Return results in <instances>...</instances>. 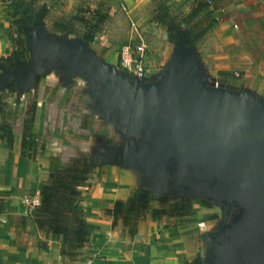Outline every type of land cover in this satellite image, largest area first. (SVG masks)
Here are the masks:
<instances>
[{"label": "rangeland", "instance_id": "374dc122", "mask_svg": "<svg viewBox=\"0 0 264 264\" xmlns=\"http://www.w3.org/2000/svg\"><path fill=\"white\" fill-rule=\"evenodd\" d=\"M72 24L69 32L45 36V39L33 34L29 63L19 70L32 68L39 61L71 55L93 67L113 70L127 80V85L111 78H93L70 64L47 65L33 79L15 81L16 90L23 95L15 96L16 90L10 94L8 83L0 87V109L15 113L14 130L16 119L21 114L24 117L26 106L35 95L39 106L44 104L42 137L45 141L49 130L62 139L61 154L67 158L63 162L71 157L93 160L94 171L100 176L108 165L146 163L156 181L167 183V186L161 185L167 195H175L170 191L172 188L183 190L182 200L201 207L193 211L194 218L183 217V222L193 221L198 241L195 255H200L203 264H251L248 248L260 246L264 241V190L252 189V172L263 168L264 162L245 158L244 152L250 145L230 128L226 129V137L216 150L189 152L169 145V139L162 144L159 132L166 121L157 110L147 109L146 103L135 105L124 93L126 87L140 88L152 82L151 76L166 68L167 60L174 54L180 55V49L167 42L163 29L149 20L139 26L132 24L127 8L121 3L117 10L110 11V17L99 27L92 42L82 39L83 28L78 23ZM43 42L49 46H43ZM126 46L130 47L132 58L142 60L144 78L137 79L128 63L122 60L121 52ZM186 51L193 63L198 61L197 48H186ZM174 71L181 74V65ZM232 79L224 77L219 82L229 81L231 90L242 92L243 88L233 84ZM209 85L221 97L226 94L218 83L209 82ZM50 117L51 125L45 127ZM174 118L183 126L191 127L178 116ZM154 161H159L156 172L152 170ZM14 168L18 170V166ZM44 174L48 180V167ZM201 201L210 207L201 205ZM200 221L205 222L204 228L199 227ZM257 264H264V260L257 259Z\"/></svg>", "mask_w": 264, "mask_h": 264}, {"label": "crops", "instance_id": "0c3cea01", "mask_svg": "<svg viewBox=\"0 0 264 264\" xmlns=\"http://www.w3.org/2000/svg\"><path fill=\"white\" fill-rule=\"evenodd\" d=\"M78 1L49 0L50 6L49 2L38 0V4L42 2L47 5L48 12L40 26L29 34V47L33 34L45 39V36L69 32V28L61 29L55 23L67 19ZM106 1L110 4V11L117 10L120 3L123 4L134 25L139 26L148 20L157 25L150 19L154 0ZM168 1L173 13H177L187 10L193 0ZM207 9L213 10L215 23L195 45L186 47L197 48L196 56L199 59L194 63L192 74L197 101L201 104L205 102L207 89L211 87L209 82H213L226 92L224 99L227 105L238 100L242 105L256 104L264 113V0H210ZM8 11L7 2L0 0L2 56L11 51ZM162 32L165 36L164 30ZM167 61L169 64L165 65L166 68L152 75L151 80L164 92L174 95L177 93L176 78L179 75L174 70L180 67V55L174 54ZM235 72L238 76L234 75ZM224 77H232L233 84L241 86L242 92L231 90L230 87H233L229 81L219 82ZM15 94L19 96L24 93L16 90ZM21 115L20 119H16L13 148L8 150L0 140V198L4 205L0 213V264H60L68 259L59 253L60 239L38 228L32 217L23 212L20 199L24 195H37L39 200L38 184L46 180L44 171L50 157L55 155L62 161L67 159L61 154L64 144L61 138L48 130L44 153L35 162L22 156ZM50 119L47 118L45 127L51 125L48 123ZM14 166H18V170ZM122 166L108 165L103 176L93 171L89 184L81 188L83 198L79 205L89 232V243L78 250L77 258L89 259L92 264H185L195 256L198 247L193 221L183 222L175 217L159 219L147 215L138 224V233L134 237L122 236L120 223L112 226V218L104 213V209L110 208L116 199L126 198L132 190L148 188L155 197L166 195L170 200L183 199V190L172 188L170 191L175 195H167L164 186H161L163 184L148 172L146 163ZM153 166L152 170L156 172L159 161ZM200 208L192 204L193 211L197 212Z\"/></svg>", "mask_w": 264, "mask_h": 264}, {"label": "trees", "instance_id": "16d2710c", "mask_svg": "<svg viewBox=\"0 0 264 264\" xmlns=\"http://www.w3.org/2000/svg\"><path fill=\"white\" fill-rule=\"evenodd\" d=\"M7 2L10 22L11 51L0 55V79L3 70L16 71L30 60L28 37L45 18L48 7L38 0H2ZM210 1V0H209ZM207 0H193L185 11L173 13L168 0H154L150 19L161 27L167 42L176 47L195 45L215 23L212 9H207ZM110 4L106 0H79L67 19L55 23L61 29H70L73 22L83 28L81 35L86 42H92L99 27L110 17ZM36 77V76H35ZM8 83V91L14 93L15 81ZM34 95L26 106L22 123L20 154L33 162L44 153L43 134L44 104ZM39 109V112H38ZM15 113L3 109L0 114V140L8 150L13 148ZM93 160L71 157L63 162L59 156H51L48 163L49 178L38 184L39 204L31 212L33 222L38 228L60 239L59 253L68 261H78V250L89 243V232L83 211L79 205L82 200V187L90 182L94 171ZM201 205L209 206L201 201ZM4 205L0 198V213ZM104 213L112 218V226L121 224V235L134 237L138 233V224L147 215L151 217H183L193 215L190 200H170L167 196L155 197L149 189L140 188L130 192L124 199H116ZM185 264H203L200 255H195Z\"/></svg>", "mask_w": 264, "mask_h": 264}, {"label": "water", "instance_id": "95a60500", "mask_svg": "<svg viewBox=\"0 0 264 264\" xmlns=\"http://www.w3.org/2000/svg\"><path fill=\"white\" fill-rule=\"evenodd\" d=\"M49 46L48 43H43ZM181 74L176 78L178 92L174 95L164 92L155 83L150 82L139 87L124 89V93L135 105L146 103L147 109L157 110L164 122L160 131L161 143L167 139L169 145L189 152L199 149L216 150L221 146L226 137V129L240 137H244L250 148L244 152L245 158L262 160L264 162V143L260 140L254 141L250 133L246 132L243 125H251L264 134V113H261L256 104L242 105L238 100L226 104V94L221 97L219 92L208 87L205 102L199 103L193 88L194 80L192 74L195 65L186 51V47L180 48ZM70 64L88 72L93 78H111L117 82L127 85V80L110 69H99L91 66L87 61L79 57L66 55L58 58L39 61L36 66L27 70L6 71L0 79V87L5 82L29 81L47 65ZM138 92V96H134ZM178 116L191 127H185L175 121ZM156 161L152 162L153 165ZM154 167V166H152ZM254 183L252 189L264 190V167L252 172ZM167 186V183H163ZM148 189V188H146ZM150 190V189H149ZM151 191V190H150ZM166 196V195H161ZM158 197V196H157ZM247 256L251 264H257V259L264 260V243L260 246H251L247 250Z\"/></svg>", "mask_w": 264, "mask_h": 264}, {"label": "built area", "instance_id": "2783aa9c", "mask_svg": "<svg viewBox=\"0 0 264 264\" xmlns=\"http://www.w3.org/2000/svg\"><path fill=\"white\" fill-rule=\"evenodd\" d=\"M208 3H210L209 0H207ZM131 50L129 46H126L122 52H121V58L124 62L128 63V68L131 69L134 76L137 79H142L145 76V66L140 59V57L132 58L131 57ZM125 66V65H124ZM235 76H238V73H234ZM20 202L23 206V212L27 215H30L31 212L38 206L39 200L37 199V195L31 196V195H24L21 197ZM200 228L205 227V222L200 221L198 223ZM60 264H92L91 260L89 259H78V261L71 263L68 260L62 261Z\"/></svg>", "mask_w": 264, "mask_h": 264}, {"label": "flooded vegetation", "instance_id": "af4514ba", "mask_svg": "<svg viewBox=\"0 0 264 264\" xmlns=\"http://www.w3.org/2000/svg\"><path fill=\"white\" fill-rule=\"evenodd\" d=\"M138 95H139V93L135 92L134 96H138ZM243 128L246 132L250 133L251 139H253L254 141L260 140L264 143V134L262 132L256 130L251 125H243ZM263 243H264V241H263Z\"/></svg>", "mask_w": 264, "mask_h": 264}]
</instances>
